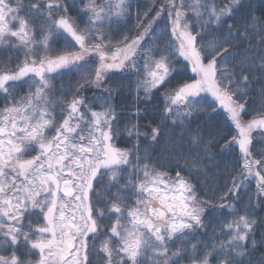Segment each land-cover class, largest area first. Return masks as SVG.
<instances>
[{"label":"snow or ice","instance_id":"obj_1","mask_svg":"<svg viewBox=\"0 0 264 264\" xmlns=\"http://www.w3.org/2000/svg\"><path fill=\"white\" fill-rule=\"evenodd\" d=\"M80 11L83 27L67 0H0V48L23 55L0 70V264H251L257 220L226 201L248 178L264 195V144L259 159L251 150L254 132L264 140V7L166 0L115 44L127 0H87ZM54 36L69 45L56 54ZM178 68L190 75L173 86ZM72 72V88L58 90L54 74ZM133 73L137 97L163 92L164 105L159 123L142 129L137 109L121 130L111 100ZM89 89L101 110L82 95ZM124 134L132 149L116 146ZM213 147L238 148L239 171L213 172ZM202 185L219 187L220 202L202 198ZM213 212L231 218L202 251L186 244Z\"/></svg>","mask_w":264,"mask_h":264},{"label":"trees","instance_id":"obj_2","mask_svg":"<svg viewBox=\"0 0 264 264\" xmlns=\"http://www.w3.org/2000/svg\"><path fill=\"white\" fill-rule=\"evenodd\" d=\"M87 0H67L69 7V15L76 20L77 23L84 26L87 22L86 20L81 21V16L83 13L80 11L83 7V4ZM29 0H25V3H28ZM34 2V0H32ZM61 3L64 0H60ZM166 0H128V4L130 6V15L123 20H120L119 24H112V39L115 44L118 40L122 39L125 34L135 35V30L137 26V16L143 17L147 12L149 14V18L155 16L156 11L159 10L162 3H165ZM219 2H223V0H219ZM260 0H253V11L259 14V11L262 9ZM23 15V13H21ZM159 27L157 28L158 33H162L164 31L165 20L164 17L156 22ZM170 27V26H169ZM53 42L50 45V52L52 54H56L59 51H62L69 45L66 43L64 39H57L55 36L52 38ZM23 60V55L15 49L11 48H0V70L4 68L15 69L18 61ZM56 75V79L54 84L57 89L60 91H69L72 86L75 84V81L79 78V74L65 73L63 75ZM187 75L190 73H186L183 69L178 68L177 74L172 78V85L179 86L180 82H184ZM171 91V88L168 89ZM89 103L93 104L95 110H101V105L104 103L101 100L100 92L96 89H89L82 92ZM106 95V93H105ZM2 96H0V102L2 101ZM112 105L115 107L118 115L120 116V124L119 127L123 130L125 124L128 121L134 120L133 114L139 109L141 116L139 119V126L143 129L149 121H153L155 123H159L160 114L162 113L163 105H164V93L157 92L150 100H145L143 94L141 93L139 98L137 97V93L135 91V73L131 76L125 74L123 77V86L120 88L119 94H114L111 100ZM251 118V117H249ZM217 122H223V114L217 117ZM253 143L251 145V150L253 155L256 158H260L261 153V145L264 144V140L261 139V136L258 132L253 133ZM134 139H129L126 134L119 136L115 143L117 147L123 149H132L134 144ZM142 149L146 147L143 145V141H141ZM213 151L220 153V150L216 147H213ZM149 154H151V149H148ZM239 155L238 148L234 151H225L220 153L217 161L215 162L219 167L213 168L212 171L220 176H227L229 174H233L239 171V167L242 166V161L238 163L237 157ZM163 163V161H161ZM170 176H175V172H170ZM248 186L243 188L239 194V198L229 196L228 203L236 204L241 214L245 211L254 216L257 220L256 231L254 239L257 242L256 248L251 253V264H261V261L264 260V207H260L259 202L264 201V195L258 194V189L256 187V182L253 179H247ZM222 184V181L220 182ZM204 190L198 193L202 198L210 197L216 200V203H219V198L217 196V192L220 191V188L217 186H213V190L209 191L207 187H204ZM252 206H249V205ZM205 220L209 222V228L207 231L200 230L197 234L191 238L190 241H186L185 243H197L198 247L202 251V245L204 243H211L212 241V231L213 228L223 219H230L231 215L225 213L223 215H216L213 213H206ZM35 220L36 217H33ZM217 235L219 236V230L217 229ZM99 245H97L98 247ZM91 247V241H90ZM23 252V249L20 250ZM35 259L36 257H31ZM94 264H99V260L97 257H93ZM184 260H187L185 257ZM212 264H215V261H212Z\"/></svg>","mask_w":264,"mask_h":264},{"label":"rangeland","instance_id":"obj_3","mask_svg":"<svg viewBox=\"0 0 264 264\" xmlns=\"http://www.w3.org/2000/svg\"><path fill=\"white\" fill-rule=\"evenodd\" d=\"M86 2H87V1H85V3H86ZM127 3H128V0H127ZM123 19H124V18H121V20H123ZM1 98H2V101L0 102V107H2V106H3V103H4L3 96H2ZM254 133H255V132H254ZM248 179H253V178H248ZM253 180H254V179H253ZM248 183H249V182L245 180L243 188H246V187L248 186ZM181 264H188V261L182 259Z\"/></svg>","mask_w":264,"mask_h":264}]
</instances>
